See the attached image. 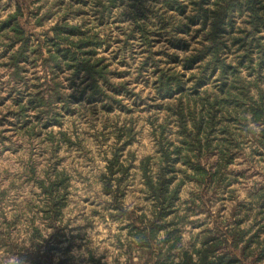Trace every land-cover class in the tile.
<instances>
[{
	"label": "trees",
	"instance_id": "1",
	"mask_svg": "<svg viewBox=\"0 0 264 264\" xmlns=\"http://www.w3.org/2000/svg\"><path fill=\"white\" fill-rule=\"evenodd\" d=\"M147 1L95 0V26L85 20L71 21L72 4L62 14L51 7L43 11L38 5L29 17L17 5L2 17L0 47L5 61L0 65L9 70L12 108L0 112V142L5 138L3 124L10 116L15 118V130L33 136L38 127L42 131L61 126L64 115L73 113L76 100L101 99L109 111L113 104H121L119 92L132 94L126 83L112 81L114 70L102 55L109 39L96 28L108 22L113 9L120 8V15L131 23L128 31L122 30L123 46L138 35L148 49L139 68L153 66L155 97L172 99L163 120L151 121L155 154L140 160L148 208L130 209L122 202L129 166L121 156L135 138L133 118L127 124H115V144L121 145L113 146L100 175L110 211H114L109 215L126 221L125 234H118L117 241L129 254V263L137 264L131 259L139 252L142 264H264V182H251L249 166L230 169L238 158L246 157L244 142L252 145L248 163L256 153L264 157V0ZM22 18L33 20L34 29L28 30ZM152 24L158 25L172 49L162 60L151 51ZM36 68L42 76L28 78L27 73ZM66 89H70L69 94ZM46 139L57 147L74 143L63 130L49 131ZM225 169L245 180L247 195L254 197L258 211L253 222L248 225L238 218L231 225L189 232L186 240L190 201H182L180 196L185 176L205 187ZM28 170L42 195V203L36 207L49 236L44 235L36 213H32L28 238L19 239L13 229L20 215L9 219L3 214L0 248L32 264H64L74 241H80V248L84 239L82 234L68 237L64 219L69 176L57 168L43 176L35 174L33 165ZM34 207L26 209L30 212ZM54 251L61 253L57 262ZM89 251L91 263L102 264Z\"/></svg>",
	"mask_w": 264,
	"mask_h": 264
},
{
	"label": "rangeland",
	"instance_id": "2",
	"mask_svg": "<svg viewBox=\"0 0 264 264\" xmlns=\"http://www.w3.org/2000/svg\"><path fill=\"white\" fill-rule=\"evenodd\" d=\"M94 1L0 0V19L9 12H13L17 5H20L25 15L29 17L30 12L34 11L38 5L42 6L43 11L51 7L53 11L62 14L64 10H68V5L72 4L71 21L85 20L89 25L95 26L98 13ZM147 3L151 4L149 0ZM152 5L157 6L155 3ZM120 10V8L113 9L108 22L100 23L96 28L103 31L109 39L108 46L102 49L104 51L102 55L108 58L114 70L111 74L112 81L126 83L132 94L119 92L118 98L121 104H113L109 111L105 110L101 99L76 100L73 103V113L64 115L61 126L53 125L42 131L38 127L36 135L33 136L25 131L19 133L15 130V118L12 116L8 117L3 124L5 138L0 142V220L3 214L9 219L19 214L20 219L14 225L13 234L19 239H27L31 231L28 228L29 215L36 213L37 224L42 227L44 235L49 236V231L43 227L39 219L40 213L36 207L42 203V195L34 176H30L28 168L33 165L37 176H43L51 168L64 170L69 176L68 204L64 219L68 225V237L71 238L72 234L84 235L80 248L77 247L80 241H74L68 260L64 264H92L89 259V250L93 251L102 264H130L129 254L117 241L118 234H125L123 226L126 221L109 215L114 214V211H110L112 209L108 204L109 196L102 190L100 175L106 168L107 157L111 156L113 146L121 145V143L115 144V124H127L133 118L135 138L123 148L121 156L124 165L129 166L122 202L126 208L130 209L135 206L142 209L148 208L140 160L146 155L155 154L157 145L152 133L151 121L157 118V123L161 122L166 113L167 102L172 101V99L155 97L154 67L146 64L142 69L139 68L148 49L142 45L138 35L134 34L135 37L123 46L122 30L128 31L131 23L126 16L120 15ZM59 15L56 14V16ZM26 20L27 18H22L25 27L28 30L34 29L33 20L30 22ZM151 30L153 33L151 51L155 53L157 60H162L166 56L165 52L172 49L167 47L166 37L160 35L158 25L152 24ZM1 54H3V47H0V63L5 61ZM161 63L165 64V62ZM35 75L42 76L39 68L27 73L28 78H34ZM8 81L9 70L0 65L1 113L12 108V98L9 95L11 85ZM65 92L69 94L70 89H66ZM106 102L110 106L109 100ZM161 103L162 106H159ZM171 128L170 133L173 136L172 124ZM51 130L66 131L73 139V145L62 144L58 145L59 147L52 145L46 139ZM243 145L246 157L238 158L230 169L249 166L247 174L251 175V182L254 180L264 182V157L256 153L255 156H250L252 161L248 163L247 154L252 145L245 142ZM230 169L223 170L217 180L205 187H201L194 179L185 176L186 182L181 188L180 196L182 201H190L185 221L186 240L189 239V232L197 234L208 228L224 224L231 225L238 218H242L248 225L253 222V216L258 211V207L254 205L255 199L247 195L245 180L237 179ZM192 198L196 199L195 203ZM28 205L35 206L34 210L27 211ZM183 208H187V205ZM67 242L68 240L64 242V245ZM0 251L2 258H13L3 249L0 248ZM53 253L54 262L59 261L61 253L55 251ZM13 259L30 264L15 257ZM131 260L137 264L143 262L139 258V252L133 253Z\"/></svg>",
	"mask_w": 264,
	"mask_h": 264
},
{
	"label": "crops",
	"instance_id": "3",
	"mask_svg": "<svg viewBox=\"0 0 264 264\" xmlns=\"http://www.w3.org/2000/svg\"><path fill=\"white\" fill-rule=\"evenodd\" d=\"M0 253H1V251H0ZM13 258H6V257L2 258V255H0V264H7L8 262L11 264H28L25 262H18L16 260H14ZM30 264H32V263H30Z\"/></svg>",
	"mask_w": 264,
	"mask_h": 264
}]
</instances>
